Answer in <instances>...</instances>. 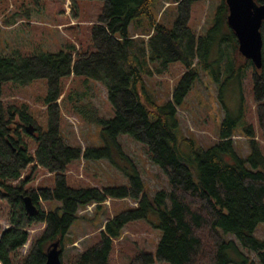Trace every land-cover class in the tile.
I'll return each instance as SVG.
<instances>
[{"label": "trees", "instance_id": "16d2710c", "mask_svg": "<svg viewBox=\"0 0 264 264\" xmlns=\"http://www.w3.org/2000/svg\"><path fill=\"white\" fill-rule=\"evenodd\" d=\"M71 1L77 12L81 0ZM101 1L104 5L91 28L89 48L69 45L67 50L58 52L25 56L0 54V197L10 205V227L0 233V264H43L53 242L60 241L64 251L65 237L79 218L80 209L94 203L100 207L108 199L128 197L135 200L137 206L109 219L100 240L82 251L72 264H110L114 240L121 237L126 224L140 219L154 223L162 234L155 252L139 253L132 264L156 261L249 264V257L239 250L233 239L226 238L227 234L256 253L264 264V240L255 235L258 225L264 223V149L256 138L254 126L244 124L242 127L250 147L249 154L243 156L237 152L233 140L240 127L239 118L227 116L221 124L219 141L206 147L182 134L178 116V106L183 104L198 77L199 64L202 60L206 64L204 43L215 42L211 35H222L213 45L222 51V56L230 47L238 51L237 36L227 23L226 1L219 6L207 36L190 27L193 0H174L177 16L172 26L156 18L152 8L154 0ZM256 1L264 4V0ZM132 26L141 27L142 33L150 35L148 42L137 45L131 34ZM262 33L264 38V22ZM231 56L236 60L235 53ZM178 60L186 64L187 71L174 87L172 98L159 105L147 90L145 76L155 73L150 66L152 63H158L157 72L161 73ZM234 60L231 63L234 64ZM263 67L252 68L251 80L264 139ZM243 68L236 69L240 86L246 71ZM71 75L98 80L107 87L115 114L98 120L103 125L105 140L116 143L120 134H129L143 143L150 160L166 175L169 189L162 188L149 195L138 171L129 174V184L100 188L73 187L68 183L67 170L75 160L81 157L112 159L109 145L83 149L68 144L61 134L59 99L64 94L63 79ZM43 78L48 85L47 128L38 125L25 104L16 106L6 116L1 103L5 84L24 86ZM15 118L21 120L19 127L35 138L34 153ZM32 129L33 133L29 131ZM29 166H41L54 173L53 186L28 190L26 187L32 178L27 175L24 179L23 174ZM26 196L38 206L36 215L27 213ZM41 200L60 201L61 205L46 211L41 208ZM37 222L45 223L46 227L18 263L16 255L29 240V226Z\"/></svg>", "mask_w": 264, "mask_h": 264}, {"label": "rangeland", "instance_id": "374dc122", "mask_svg": "<svg viewBox=\"0 0 264 264\" xmlns=\"http://www.w3.org/2000/svg\"><path fill=\"white\" fill-rule=\"evenodd\" d=\"M222 1L193 0L190 27L198 34L207 36L205 34L214 22ZM103 5L101 0H81L76 12L71 0H42L39 3L33 0H0V54L25 56L32 53L58 52L62 49L67 50L69 45H75L77 49L80 46L89 48L92 43L91 28L102 12ZM152 8L159 21L168 26L173 25L177 16V4L174 0H154ZM142 32L141 27L131 28L132 37L140 46L144 41L148 42L150 36ZM211 36L215 37L216 42L222 35ZM214 43L212 45H209L208 41L204 43L202 51L207 54L206 64L204 60L199 64L198 77L183 104L178 106L180 129L183 135L194 138L200 145L208 147L219 141L221 124L227 116L239 118L240 127H237L233 140L237 152L247 156L250 147L248 138L242 133L244 124L254 126L256 138L264 149L257 104L253 96L251 80L253 62L239 53L238 46V51L230 47L222 56V51L218 47H213ZM223 46L226 47L225 44ZM206 50H209V53ZM234 53L236 60L231 58ZM232 60L235 61L234 64L231 63ZM150 66L155 73L145 76L146 87L151 98L161 105L172 98L174 87L187 71V66L178 60L161 73L157 72V62ZM241 66L246 69L242 77V86L236 74V69ZM63 89L64 94L59 99L62 109L60 131L65 141L83 149L109 145L112 153L111 160H85L83 157L75 160L67 170V179L71 186L93 185L103 188L129 184V174L138 171L149 195H154L162 188L169 189L166 175L150 160L143 143L129 134H120L116 143L113 141L108 143L105 140L103 125L98 120L113 117L115 111L108 98L107 87L102 82L71 75L63 79ZM47 94L48 85L44 78L24 86L8 82L4 86L1 102L4 113L9 116L16 106L25 104L38 125L46 129ZM15 119L19 131L34 153L35 138L32 135L28 136L24 128L19 127L21 125L19 118ZM27 175L32 178L27 184L28 190H38L40 187L54 184V173L41 166L37 168L29 166L24 171L23 178L25 179ZM40 202L41 208L46 211L61 205L60 201ZM135 206L137 202L128 197L108 199L100 207L90 204L80 209L79 218L65 237L63 264L75 263L82 251L100 240L101 231L109 219ZM9 216L10 205L6 199L0 197V233L10 227ZM45 227V223L42 222L29 226V240L16 255L18 263L23 261L31 243L41 235ZM161 234L162 231L156 228L154 223L145 219L126 224L121 237L114 240L110 264H132L134 257L139 253H154ZM255 235L264 240V223L258 225ZM226 238L236 242L239 250L249 257V264H261L257 254L243 247L232 234H227ZM153 264L168 263L156 261Z\"/></svg>", "mask_w": 264, "mask_h": 264}, {"label": "water", "instance_id": "95a60500", "mask_svg": "<svg viewBox=\"0 0 264 264\" xmlns=\"http://www.w3.org/2000/svg\"><path fill=\"white\" fill-rule=\"evenodd\" d=\"M225 1L229 9L227 23L237 36L239 53L251 60L255 68L261 69L264 66V4H259L256 0ZM29 131L33 133L34 129ZM24 204L29 215L37 214L38 206L30 196L24 198ZM60 245V241L50 244L43 264H63Z\"/></svg>", "mask_w": 264, "mask_h": 264}, {"label": "built area", "instance_id": "2783aa9c", "mask_svg": "<svg viewBox=\"0 0 264 264\" xmlns=\"http://www.w3.org/2000/svg\"><path fill=\"white\" fill-rule=\"evenodd\" d=\"M95 204V203H94Z\"/></svg>", "mask_w": 264, "mask_h": 264}]
</instances>
